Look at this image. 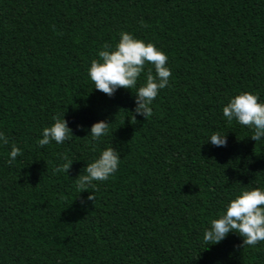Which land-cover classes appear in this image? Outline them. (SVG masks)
I'll return each instance as SVG.
<instances>
[{"label":"trees","instance_id":"1","mask_svg":"<svg viewBox=\"0 0 264 264\" xmlns=\"http://www.w3.org/2000/svg\"><path fill=\"white\" fill-rule=\"evenodd\" d=\"M121 31L168 56L147 120H131L136 89L109 97L88 74ZM241 92L264 103V0H0V264H264V241L203 242L232 199L264 191V138L223 115ZM63 115L73 136L41 148ZM101 120L109 131L94 142ZM13 143L22 155L9 165ZM108 147L117 172L80 193L76 178ZM63 154L73 163L56 173Z\"/></svg>","mask_w":264,"mask_h":264},{"label":"clouds","instance_id":"2","mask_svg":"<svg viewBox=\"0 0 264 264\" xmlns=\"http://www.w3.org/2000/svg\"><path fill=\"white\" fill-rule=\"evenodd\" d=\"M140 24L141 27H146L143 21ZM119 35V41L114 47L108 43L102 46L103 50L98 52V59L91 61L88 74L94 82V88L109 97L119 88L131 91L136 89L135 114L132 115L131 120L136 121V115H141L147 120L153 115L151 107L153 101L161 90L169 86L172 73L167 66L168 56L153 43H145L130 32L121 31ZM146 64L154 67L155 75L152 68H149L146 82L137 88L138 79L144 73ZM258 100L256 94L241 92L223 107V115L229 123L236 120L240 125L254 130L250 138L256 142L264 138V103ZM53 120L54 123L43 129L42 138L38 140L41 148L52 141L62 144L73 136L64 115L62 118L54 116ZM110 124L105 120L93 123L89 134L92 140L96 142L107 135ZM209 140L217 147L227 145L226 135H221L219 132H214ZM0 143L5 145L9 143L8 137L3 132H0ZM20 155L22 150L13 143L7 163L12 165ZM62 159L65 162L58 165L54 172H69L73 161L67 154H63ZM120 160V153L115 148L104 149L99 157L88 163L82 174L76 178L77 189L81 193L90 186L95 188L94 182L107 181L117 172ZM88 200L95 201L94 192L88 196ZM232 232L243 238L240 247H255L258 242L264 241V191L260 188L245 189L232 199L218 218L210 221V227L204 231L203 242L207 245L218 244Z\"/></svg>","mask_w":264,"mask_h":264}]
</instances>
